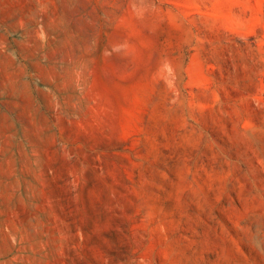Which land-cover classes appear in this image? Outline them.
I'll return each instance as SVG.
<instances>
[{
	"label": "rangeland",
	"instance_id": "obj_1",
	"mask_svg": "<svg viewBox=\"0 0 264 264\" xmlns=\"http://www.w3.org/2000/svg\"><path fill=\"white\" fill-rule=\"evenodd\" d=\"M0 264H264V0H0Z\"/></svg>",
	"mask_w": 264,
	"mask_h": 264
},
{
	"label": "bare ground",
	"instance_id": "obj_2",
	"mask_svg": "<svg viewBox=\"0 0 264 264\" xmlns=\"http://www.w3.org/2000/svg\"><path fill=\"white\" fill-rule=\"evenodd\" d=\"M29 104H30V103H29ZM27 107H29V106H27ZM27 107H26V108H27ZM30 108H31V107H30ZM36 111H37V110H36ZM33 112H34V111H33Z\"/></svg>",
	"mask_w": 264,
	"mask_h": 264
}]
</instances>
